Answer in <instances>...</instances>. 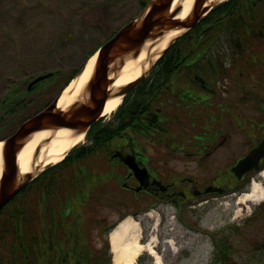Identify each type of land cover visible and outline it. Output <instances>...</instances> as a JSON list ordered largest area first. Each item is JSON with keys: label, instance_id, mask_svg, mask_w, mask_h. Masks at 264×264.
<instances>
[{"label": "flooded vegetation", "instance_id": "af4514ba", "mask_svg": "<svg viewBox=\"0 0 264 264\" xmlns=\"http://www.w3.org/2000/svg\"><path fill=\"white\" fill-rule=\"evenodd\" d=\"M209 1L173 41L169 69L159 62L126 95L124 104L136 97L140 122L110 145L127 173L123 188L143 203L170 205L176 216L185 205L235 200L264 171V156L246 172L236 169L264 145V0ZM123 157H135L139 177ZM262 217L264 199L244 223ZM226 232H206L210 264H264V231Z\"/></svg>", "mask_w": 264, "mask_h": 264}, {"label": "rangeland", "instance_id": "374dc122", "mask_svg": "<svg viewBox=\"0 0 264 264\" xmlns=\"http://www.w3.org/2000/svg\"><path fill=\"white\" fill-rule=\"evenodd\" d=\"M151 2L152 0H0V103L13 87L25 83L22 90H26L28 81L41 74L59 69H78L84 64L85 51L94 50L99 43H106L129 23L141 20L148 9V6L144 7V3L149 5ZM161 36L163 34L158 39L154 38L153 45H150L145 60L147 67L136 80L148 77L157 60L179 35L171 38L165 49L158 46ZM84 40L87 47L82 50L80 46H85ZM66 75L60 74L58 81L52 83L41 81L38 89L31 94L26 95L23 91L27 104L30 101L33 104H29L31 106L21 112L16 109L14 114L1 119L0 139L10 136L14 123L26 121L53 103L57 95L62 93L63 87L59 89V84ZM123 101L122 96L121 105ZM113 116L114 113L101 118L103 124L111 122ZM87 143L85 137L80 145ZM98 169L107 167L101 164ZM254 180L264 185L261 176L256 175ZM251 185L244 193H250ZM244 193L235 200L219 198L206 204L185 205L176 216L175 208L170 205L155 206L138 200L136 203L132 193L116 191L107 183L106 186L97 188L99 201L95 203L93 212H89L91 207L82 206L79 211L83 214V209L85 210L81 221L90 249H99L107 244V240L110 241L103 224L110 225L122 220L124 216H130L138 222L141 242L152 244L160 255L162 264H210L214 247L213 239L206 234L207 231L222 234H227L226 231H264L263 217L249 225L244 223L262 202L239 203ZM122 210L131 214L120 216ZM135 210L142 211L132 215ZM241 244L242 241H237V245ZM110 247L109 264H113ZM154 263L155 258L148 251L143 252L136 261V264Z\"/></svg>", "mask_w": 264, "mask_h": 264}, {"label": "trees", "instance_id": "16d2710c", "mask_svg": "<svg viewBox=\"0 0 264 264\" xmlns=\"http://www.w3.org/2000/svg\"><path fill=\"white\" fill-rule=\"evenodd\" d=\"M146 5L144 3V7ZM86 43L84 40L85 46H80L82 50L86 49ZM101 45L99 43L94 50L85 51V61ZM170 51L171 48L166 50L152 68L153 72L157 70V64L163 61L161 68L169 69ZM84 64L76 70L50 71L52 76L45 82L58 81L60 74L66 73L60 80L61 89L80 72ZM147 83H155L154 74ZM24 85L13 87L1 101L0 121L6 115L14 114V110L21 112L33 104V101L27 104L22 94L23 91L26 95L29 92L28 88L22 90ZM138 110L136 97L128 98L111 122L103 124V120H100L91 126L87 134L88 145L73 150L63 162L41 173L4 208L0 214V264H109L108 240L99 249L88 247L81 221L85 210L82 214L79 208L91 207L89 212L92 213L95 203L99 201L97 188L107 183L116 191H126L122 183L127 173L121 163L111 158L110 145L126 131L138 126ZM20 123H14L9 133ZM101 164L107 169H98ZM133 201L137 203L134 196ZM137 212L135 210L134 214ZM129 213L122 210L120 216ZM115 224H103L104 232L108 234Z\"/></svg>", "mask_w": 264, "mask_h": 264}, {"label": "water", "instance_id": "95a60500", "mask_svg": "<svg viewBox=\"0 0 264 264\" xmlns=\"http://www.w3.org/2000/svg\"><path fill=\"white\" fill-rule=\"evenodd\" d=\"M174 0H152L149 8L141 20H136L123 27L109 41L103 44L89 59L97 55L95 73L90 81V99L76 104L68 111L58 110L57 101L24 121L17 130L0 143H4L3 157L5 168L0 180V212L3 208L36 176L42 171H35L21 175L18 167V154L26 143L29 135L36 131L60 129L69 127L78 133H87L91 125L98 121L103 115L105 104L111 95L109 89L110 66L119 58H124L131 53L140 54L143 46L149 39L157 38L171 30H188L192 28L201 18L206 8L201 5L207 0H194L192 11L186 19L175 18L178 10L171 12ZM85 68V67H84ZM82 69V71L84 70ZM82 73V72H81ZM50 74L40 75L29 85L41 82ZM140 80H135L120 87L114 94L124 97ZM41 147L37 148V152ZM115 156H124L117 152ZM262 156H264V145L254 150L237 165L236 169L242 173L253 168ZM123 161L131 168L134 175L139 177L141 172L135 157H123Z\"/></svg>", "mask_w": 264, "mask_h": 264}, {"label": "bare ground", "instance_id": "6f19581e", "mask_svg": "<svg viewBox=\"0 0 264 264\" xmlns=\"http://www.w3.org/2000/svg\"><path fill=\"white\" fill-rule=\"evenodd\" d=\"M216 0H210L208 4ZM194 0H174L171 12L176 7H181L177 19H186L192 10ZM185 30H171L159 37L161 49H165L170 39L183 33ZM158 39V38H157ZM156 42V43H158ZM154 39H149L144 45L141 53H131L124 58L117 59L111 66L109 72L111 95L107 100L103 112L104 117L111 116L117 111L122 102V97L114 94L120 87L135 81L141 76L145 67L146 56ZM97 55L92 57L80 73L68 87L62 92L57 101V109L68 111L76 104L83 103L90 99L89 85L95 73ZM85 139V133H78L77 130L63 127L36 131L29 135L26 143L18 154V167L21 175L40 171L48 165L60 163L74 147L81 144ZM4 143H0V180L5 168L3 157ZM41 150L37 152V148ZM264 179V172L262 173ZM264 199V187L259 182H254L250 193H245L239 199V203L248 201L260 202ZM111 251L113 253V264H136L137 259L148 251L155 258L154 264H162L160 255L152 244H144L140 240V228L138 222L130 216L123 219L110 234Z\"/></svg>", "mask_w": 264, "mask_h": 264}]
</instances>
